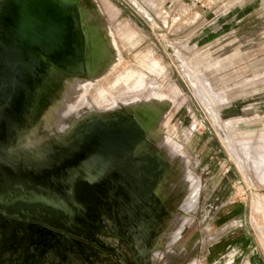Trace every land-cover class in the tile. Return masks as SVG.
<instances>
[{"label":"rangeland","instance_id":"374dc122","mask_svg":"<svg viewBox=\"0 0 264 264\" xmlns=\"http://www.w3.org/2000/svg\"><path fill=\"white\" fill-rule=\"evenodd\" d=\"M78 1L82 24L67 34L77 51L65 55L66 36L55 56L77 53L79 69L61 68L45 94L62 98L43 104L59 106L44 119L41 151L64 149L70 134L53 135L88 118L136 119L149 140L133 154L166 160L156 174L163 202L144 233L143 217L115 216L106 180L82 176L77 156L39 171L0 162V264H264V209L253 208L256 196L264 203V0ZM64 187L66 204L55 194ZM215 247L227 252L218 261Z\"/></svg>","mask_w":264,"mask_h":264},{"label":"bare ground","instance_id":"6f19581e","mask_svg":"<svg viewBox=\"0 0 264 264\" xmlns=\"http://www.w3.org/2000/svg\"><path fill=\"white\" fill-rule=\"evenodd\" d=\"M23 3L24 0H0V133L4 139L0 140V162L15 168L24 164L25 167L31 166L39 171L43 167L51 166L55 161L77 156V159L70 163L80 160L83 164L80 166L82 176L90 181L96 179V176H103L106 180L104 190L113 206L116 204L115 216H118V212L122 217L140 216L143 217L144 224L148 223V216L154 214L163 202L156 174L166 166V160L161 153L153 154L147 149L144 153L133 154L149 140L142 125L144 123L126 117H87L81 124L75 127L72 124L53 135V138L60 141L62 137L70 134L69 143L64 149L47 150L46 153L41 151L49 139L40 137L44 131V119L47 116H56V108L59 106L58 103L45 110L47 105L43 104H51L58 96L62 98L59 90L52 92L47 98L45 94L57 80L61 68L68 72H76L78 68L77 53L74 52L71 56L68 55L69 58L56 63L64 55L55 56V52L65 51L67 40L70 50L65 55L74 48L77 51V38L72 35L68 37L67 34L69 24L81 23L80 2L49 0L48 4H44L42 0H32L19 8ZM46 61H50L46 73L31 86L20 112L19 101L22 102V92L25 87H29L33 78L36 79L44 72L43 63ZM82 64H86L83 59ZM38 66V74L31 72ZM76 80L73 79V82ZM20 84L22 90L15 95V90ZM40 98L43 99L42 104H39ZM37 108L44 111L38 120L34 116ZM83 117L77 115L75 121L82 120ZM24 122L27 123L26 126ZM10 134L11 139L8 140ZM87 150L90 152L84 156ZM20 152L30 153L31 159L28 154L27 158L22 159ZM55 194L63 203L68 202L70 192L67 187L60 191L55 190ZM253 208L257 211L264 209L260 196L254 198ZM165 221H168V218ZM143 226V232L146 233L147 225ZM45 236L36 234L35 239L46 243L52 240L51 237L45 239ZM64 244L78 243L68 239ZM13 255L17 256L18 253Z\"/></svg>","mask_w":264,"mask_h":264},{"label":"crops","instance_id":"0c3cea01","mask_svg":"<svg viewBox=\"0 0 264 264\" xmlns=\"http://www.w3.org/2000/svg\"><path fill=\"white\" fill-rule=\"evenodd\" d=\"M222 214V213H221ZM220 217V216H219ZM213 255L215 256V259L218 261V259L221 257V256H223L224 254H227V252H223L222 251V248H220V247H215L214 249H213ZM253 264H259V261H255V263H253Z\"/></svg>","mask_w":264,"mask_h":264},{"label":"flooded vegetation","instance_id":"af4514ba","mask_svg":"<svg viewBox=\"0 0 264 264\" xmlns=\"http://www.w3.org/2000/svg\"><path fill=\"white\" fill-rule=\"evenodd\" d=\"M9 168H11L12 170H17V168H15V167H12V166H9V165H7ZM34 173H39V172H34ZM105 186H106V183H105ZM105 195L106 196H108V193L107 192H105ZM46 238L45 239H49L51 236H49V235H46L45 236ZM48 237V238H47ZM0 240H1V233H0ZM40 243H46V241L44 242V241H40ZM15 253H19L17 250H13V254H15Z\"/></svg>","mask_w":264,"mask_h":264}]
</instances>
